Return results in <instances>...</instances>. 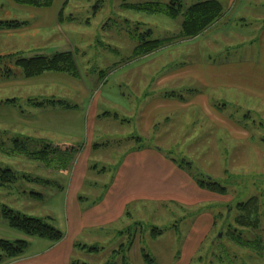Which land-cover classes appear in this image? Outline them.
Segmentation results:
<instances>
[{
	"label": "rangeland",
	"instance_id": "rangeland-1",
	"mask_svg": "<svg viewBox=\"0 0 264 264\" xmlns=\"http://www.w3.org/2000/svg\"><path fill=\"white\" fill-rule=\"evenodd\" d=\"M203 1L212 0H181L183 14ZM218 1L222 2L226 14L208 31L197 38L170 43L154 55H143L134 61V53L140 43L144 40L172 39L181 29L182 18L174 20L164 12L153 13L149 9L137 10L133 7L158 4L164 9L171 4V0H55L48 8L13 5L11 0H0V21L26 23L19 31L0 32V55L20 53L24 58L31 59L74 52L80 72L89 81H99L101 77V85L110 79L105 90L113 92L114 84L119 89L121 86L120 90L129 103L131 111L128 113L100 99L101 114L107 113L108 116L102 114L103 119L96 121L94 143L101 147L92 150L88 158L91 168L80 195L86 198L83 207L103 195L125 152L129 148L137 149L141 146L161 148L166 156L177 163L184 161L192 164L193 169L188 170L185 163V169L191 173L195 182L215 181L228 190L225 195L208 191L217 196L212 197L217 202L210 206L201 205L213 210L217 227L211 243L201 249L195 260L192 259L193 239H190L197 224L198 213L203 211L201 207L199 210L196 205L177 201H154L132 205L129 208L131 218L118 224L98 232H85L77 241L79 244L73 261L82 264H146L143 256L149 255L156 264L263 263L264 103L237 90H210L208 93L211 95L209 103L219 106L216 110L218 114L239 127H246L252 135L253 144L241 145L225 129L212 124L204 109L198 107H187L174 114L157 115L153 120V131L145 135L140 124L143 106L137 99L140 97L136 98V87L128 80L132 69L153 66L155 81L146 84V87L151 96L157 99L172 89L166 86L161 88L157 85V79L177 69L184 61L187 64L193 63V58L188 59L185 53L187 47L200 45L203 50L202 60L208 63L251 59L257 47L248 41L254 39L252 37L264 24V0ZM65 3L60 22L58 16ZM231 6L234 7L232 10ZM5 60L4 63L0 62V168L13 170L20 177L9 187L0 188V212L4 207H10L32 218L52 217L54 226L60 229L58 217L64 198L61 189L66 187L70 178V174L64 172L73 159L60 156L51 162L42 163L14 152L18 146L16 142L21 143V137L24 136H21V124L12 121L13 110L24 113L30 108L29 101L46 99L53 90L25 79L22 70L14 64L16 60ZM10 69V76L7 77ZM120 73L125 77L124 81L117 79V83H114L115 75L119 77ZM186 86L187 92L177 88L175 91L190 98L188 90L197 89L198 85L194 88L189 87L191 84ZM146 87L142 90L144 94ZM100 88L92 92L91 101L99 100ZM207 90L202 87L200 91L205 93ZM15 99L17 104L4 103ZM167 118L171 119L168 123ZM212 133L214 136L211 139L209 135ZM27 138L32 139L28 141L32 151L41 150L46 144H61L36 133H27L24 139ZM87 144L90 143L82 140L68 145L79 151ZM21 174L29 179H21ZM33 194L43 196L41 198ZM253 197L260 199L261 225L256 230H244L243 240L249 241L253 249L241 248L229 239L227 233L229 229L238 228L235 226L237 205ZM208 200L211 201L210 198ZM154 229L163 231L162 235L153 237ZM12 230L0 216V238L16 240ZM85 246L100 251L89 254L83 248Z\"/></svg>",
	"mask_w": 264,
	"mask_h": 264
},
{
	"label": "crops",
	"instance_id": "crops-1",
	"mask_svg": "<svg viewBox=\"0 0 264 264\" xmlns=\"http://www.w3.org/2000/svg\"><path fill=\"white\" fill-rule=\"evenodd\" d=\"M13 5L17 4L13 2ZM233 8L231 6V10ZM252 38L254 39L249 40V44H255L257 47L253 57L239 62L208 63L206 60H202L203 50L200 45L193 48L187 47L185 53L188 59L193 58V63L187 64L184 61L180 67L157 79V85L161 88L165 86L172 88L171 91L156 97L157 99L151 96L146 87V84L155 81V75L152 72L153 66L146 65L143 68L132 69L128 80L133 87H136V98L140 97L137 99L143 106L144 112L140 120L143 133L148 135L153 131V120L157 115L174 114L184 111L187 107L188 109L198 107L204 109L212 124L225 129L233 139L237 138L236 141L241 142V145L253 144L252 135L248 129L222 118L216 111L218 106L215 107L209 103L211 95L208 94L210 90H237L239 93L249 95L264 103V24ZM115 76L114 83H117V79L124 81L125 77L121 73L119 77ZM100 80L101 77L99 81L96 79L89 81L81 72L78 77L63 73H47L28 80L51 87L53 92L46 99L65 101L69 106L38 109L32 106L29 101L28 111L23 113L21 110H13L12 121L15 124H21V136H26L27 133H36L61 143L60 146H69L70 142L82 140H86L90 144L84 145L77 151L70 167L66 168V172H64L70 174V178L66 187L61 189L64 198L61 201L58 220L59 228L65 235L63 241L52 243L44 239L28 238L21 232L12 230L14 231L12 232L13 238L28 241L29 248L22 257L4 264H71L79 244L77 241L85 232L92 230L98 232L108 226L118 224L126 218H131L132 213L129 208L132 205L137 206L154 201H177V203L196 205L198 209L201 207L200 209L203 210L198 213L197 224L193 228V236L190 239V241L193 239L191 247L194 252L193 260L207 243H211L212 235L217 227V220L213 210L204 207L217 202L215 199L217 196L201 189L192 178L191 173L175 163L173 158L166 156L161 148H129L111 183L106 185L103 195L92 200L90 205L83 207L86 198L80 197V195L81 190L86 186L87 175L91 168L88 158H90L92 150L101 147L94 143L96 121L103 119L101 115L104 114H101L100 111V99L128 113L131 111L129 103L121 91V86L120 90L114 84L113 92H109L105 89L110 79L101 85ZM188 84H191L192 86L189 87L193 88L198 85L197 89L188 90L187 94L190 95V98L175 91L177 88L179 91L187 92L186 85ZM97 86H101L100 98L91 101L92 92L99 89ZM144 86L146 87L145 94L142 91ZM202 87L208 90L204 93L200 91ZM170 120L167 118L166 122L168 123ZM7 123L10 124L9 121ZM26 129H28L27 132L23 133ZM209 136L212 139L214 133ZM126 141L127 144H130L129 140ZM212 197H215L214 200ZM202 204L206 205L201 206ZM215 245L213 244V246ZM191 248L188 249L189 252H191Z\"/></svg>",
	"mask_w": 264,
	"mask_h": 264
},
{
	"label": "trees",
	"instance_id": "trees-1",
	"mask_svg": "<svg viewBox=\"0 0 264 264\" xmlns=\"http://www.w3.org/2000/svg\"><path fill=\"white\" fill-rule=\"evenodd\" d=\"M11 1H13L17 5L31 6L35 8H48L53 5L55 0ZM65 5L66 3L63 5V8L59 13L60 22L63 18V11ZM133 8L137 10L149 9L153 13L164 12V14L174 20L182 18L181 29L176 36L166 41L144 40V42L140 43V45L135 50L134 56L136 58H140L143 55H148L158 50H161L166 46L170 45V43L179 40L196 38L202 35L204 32L208 31L212 26L216 25V23L221 21L226 14V10L222 2L218 0L199 2L190 7L184 14L181 0H171V4L164 9L158 4H150L146 6L140 5L134 6ZM25 24L26 23H20L17 21H0V32L19 31L26 26ZM5 59H9L10 61L16 60L14 63L15 66L22 70V74L27 80L41 77L42 75H45L47 73H63L71 75L73 77H78L80 75L79 66L76 61V54L71 51L66 53H59L51 58L37 56L31 59H26L22 55H20V53L14 55L0 56V62L4 63L3 61H7ZM9 73H11V69L10 71H8L7 77L10 76ZM4 103L12 105L17 104V101L16 99L8 100ZM30 104L38 109L57 106H69L67 102L57 101L55 99H43L41 101L35 100L30 101ZM104 115L108 116V114ZM24 137H21V143L16 142L18 146L14 149V152L32 161L42 163L51 162L52 160H56V158L60 156H70L74 160L77 154V151L74 147L52 144H46L41 150L32 151L28 144V141H32V139L27 138L25 140ZM143 147L144 146H141L137 149H141ZM175 163L177 162L175 161ZM185 163L186 162L182 161V163L177 164H179L182 168H186L187 166L188 170L193 169L192 164L186 163L185 166ZM19 177L20 174L13 170L0 168V188L9 187L13 183H15L19 179ZM21 179L28 180L29 178L28 176H23L21 174ZM196 182L201 189L213 193L225 195L228 192L225 187H222L219 183L215 181L197 180ZM33 195L41 198L43 196L41 194ZM261 209L262 208L260 206V199L257 197H253L247 202L240 203L237 205L236 210L238 216L235 219V226L238 228H236L235 230L229 229L227 233L228 237H230L229 239L232 242H234L241 248L253 249V245L249 241L243 240L244 230H256L259 228V226L261 225ZM0 216L7 222L9 228L21 232L28 238L44 239L52 243H60L65 238L64 233L54 226V219L52 217H48L45 219L32 218L22 214L21 212H17L10 207H4L2 212H0ZM229 219L227 218V220ZM162 233L163 231L154 229L152 235L153 237H158L162 235ZM259 242L260 241H258L257 244H259ZM122 247L123 249L125 248L124 245ZM28 248L29 242L26 240L11 241L8 239L0 238V264H4L9 260L16 259L25 255V253L28 251ZM83 248L88 250L89 253H96L100 251V249L89 248L87 246ZM143 258L146 264H156L155 260H153L152 257L149 255H144ZM71 264L82 263H80L79 261H73Z\"/></svg>",
	"mask_w": 264,
	"mask_h": 264
}]
</instances>
